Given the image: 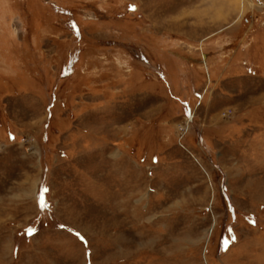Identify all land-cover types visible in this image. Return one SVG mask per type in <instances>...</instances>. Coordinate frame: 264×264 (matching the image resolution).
I'll use <instances>...</instances> for the list:
<instances>
[{"label": "rangeland", "instance_id": "rangeland-1", "mask_svg": "<svg viewBox=\"0 0 264 264\" xmlns=\"http://www.w3.org/2000/svg\"><path fill=\"white\" fill-rule=\"evenodd\" d=\"M240 1L0 0V264H264Z\"/></svg>", "mask_w": 264, "mask_h": 264}, {"label": "bare ground", "instance_id": "bare-ground-1", "mask_svg": "<svg viewBox=\"0 0 264 264\" xmlns=\"http://www.w3.org/2000/svg\"><path fill=\"white\" fill-rule=\"evenodd\" d=\"M212 5L213 4H219V3H222L223 2V5L222 6H224L225 5V3H226V0H225V2H224V0H208ZM239 1V5H242L243 4V2H241L240 0H238Z\"/></svg>", "mask_w": 264, "mask_h": 264}]
</instances>
